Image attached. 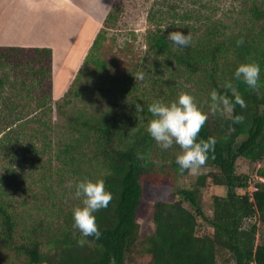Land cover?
<instances>
[{
  "label": "trees",
  "instance_id": "trees-1",
  "mask_svg": "<svg viewBox=\"0 0 264 264\" xmlns=\"http://www.w3.org/2000/svg\"><path fill=\"white\" fill-rule=\"evenodd\" d=\"M242 8L248 24L229 32L220 21L210 17L205 19L204 29L194 25L184 27V22L197 19L199 13L174 12L173 18H178L181 26L178 30L191 34L187 47H174L162 25L148 32L146 42L155 60L152 67L142 70L147 76L154 67L155 76L150 81L159 82L162 89L154 94L146 92V87L143 92L136 91L139 89L136 81L126 89L133 91L126 107L73 117L77 136L61 148V175L56 185L45 188L44 217L32 223L20 218L23 215L12 207L10 194L0 187V264H113L112 258L115 264L133 263L140 239L137 213L143 199L153 202L155 229L142 245L151 264H219L220 259L226 264H264V236H258L260 225L264 226V181L258 180L252 185L253 191L242 192L251 186V179L237 172L240 158L252 163L264 161V0L260 4L247 3ZM112 18L111 11L106 23ZM255 21L262 23L258 33L251 30ZM172 25L175 28V23ZM104 38L100 30L84 61L85 66ZM241 38L244 42L238 46ZM21 49L41 56L40 72L49 76L52 87V49ZM233 57L237 63L233 64ZM221 60H230V66L233 65L229 76L219 79L217 70ZM249 61L260 65L257 90L233 78L237 65ZM202 73L205 75L202 84H209L211 90L226 92L229 98L232 93L222 83L232 79L245 102L244 107L235 104L233 115H242L244 119L235 123L219 114L208 115L198 139H216L204 165L211 171L198 177L193 188H181L176 186V181L187 170L181 171L175 162L179 146L166 150L158 147L146 131L147 121L151 119L147 106L153 100L168 102L176 98V87L169 83L171 79L185 75L191 80ZM164 84H169L170 90L164 91ZM136 103L143 106V112L135 110ZM85 177L102 178L112 199L106 208L94 213L100 237H87L84 246H80L77 244L80 233L73 228L71 215L73 206L80 200L74 195V186L69 187V181L74 185ZM208 181L227 188L226 196L213 197L210 217L199 200L200 191ZM4 183L0 176V186ZM169 191L174 192L175 200H168ZM186 202L192 210L185 206ZM29 218L32 220V215ZM201 219L209 225L208 232H199Z\"/></svg>",
  "mask_w": 264,
  "mask_h": 264
},
{
  "label": "rangeland",
  "instance_id": "rangeland-1",
  "mask_svg": "<svg viewBox=\"0 0 264 264\" xmlns=\"http://www.w3.org/2000/svg\"><path fill=\"white\" fill-rule=\"evenodd\" d=\"M263 0H116L111 11L113 18L106 23V17L100 24L99 30L104 40L95 51L93 59L85 66L84 61L91 52L92 45L83 59L85 41L89 40L90 32L74 35L75 43L64 49L61 59H58L54 86V69L52 68V87L49 86V76L40 72L43 61L40 55L21 48H0V176L5 183L0 187L8 191L9 199H13L20 218L32 223L40 216L44 217L45 188L56 185L61 175V160L59 153L65 143L77 136V128L72 123L73 117L85 113L99 114L104 110L122 109L130 101L128 86L136 82V91L154 94L162 89L159 82L150 81L155 76L154 67L144 80H136L138 70L153 66L155 56L148 49L146 36L157 25H162L166 32L177 31L181 28L178 18L174 19V12L183 13L186 10L197 11L199 17L189 19L183 26H196L201 29L207 17L220 21L226 31L240 29L248 24L247 15L242 14V7L247 3L260 4ZM164 17V19H162ZM153 19V20H151ZM85 20V19H84ZM175 21V22H173ZM175 23V28L173 27ZM183 23V22H182ZM56 29L60 27L55 20H43L37 26L42 29ZM77 26L78 23L73 24ZM179 25V26H178ZM262 23L253 22L252 32L258 33ZM236 26V27H235ZM59 27V28H57ZM91 27V25H90ZM242 28V27H241ZM179 31V30H178ZM51 35V34H50ZM68 40V37L65 36ZM233 64L237 58L233 57ZM232 59V58H231ZM230 59V60H231ZM220 61L217 75L219 79L227 78L231 70L229 61ZM79 74V75H78ZM169 75V71L167 72ZM73 76V78H72ZM78 76V79H76ZM205 76L187 80V76L171 79L174 83L176 97L179 92L192 94L198 105L208 110V94L211 91L209 84H202ZM166 77V76H165ZM167 78V77H166ZM68 89H65L70 82ZM201 83H198V81ZM169 85V84H168ZM164 84V91L170 90ZM136 93V92H135ZM176 99V98H175ZM128 106V105H127ZM212 115L211 112L208 114ZM178 146V145H176ZM264 161L252 163L240 158L237 172L251 179V186L261 177ZM211 171L210 167L202 166L197 172L187 171L176 181V186L193 188L198 177ZM264 177V176H263ZM245 191H253V186ZM57 190L58 187H56ZM227 188L215 186L207 182L199 194V200L205 214L212 216L213 197L226 196ZM168 200H175L173 191H169ZM185 206L192 210L191 204ZM32 215V220L29 218ZM137 220L140 225V239L135 251L136 260L130 264H151L144 251V239L154 232L153 202L143 199ZM256 221L255 219L253 220ZM209 225L200 220L199 232H208ZM264 236V226L260 225L259 235ZM259 239V237H258ZM219 264H226L220 259Z\"/></svg>",
  "mask_w": 264,
  "mask_h": 264
},
{
  "label": "clouds",
  "instance_id": "clouds-1",
  "mask_svg": "<svg viewBox=\"0 0 264 264\" xmlns=\"http://www.w3.org/2000/svg\"><path fill=\"white\" fill-rule=\"evenodd\" d=\"M174 47L183 48L191 43V34H184L181 31H170L166 36ZM243 39L237 41V45L243 44ZM136 80H144L145 72L138 70ZM233 78L242 81L249 88L257 90L260 85V65L255 61L242 62L234 70ZM222 87L232 93L229 98L227 93L218 92L212 89L208 94V110L205 111L197 104L195 97L185 91L178 93L176 99L165 102L157 99L147 106L151 119L147 121L146 131L156 142L159 148L169 149L173 145L179 146L175 162L181 171L197 172L205 165L209 153L214 150L216 139L208 137L199 138L198 134L208 119V114H219L220 116L232 119L235 123L243 121L242 115H233L235 104L245 106L243 98L238 94L232 79H226ZM235 103H234V102ZM137 112H143V106L135 104ZM74 186V195L79 198L80 203L73 206L71 210L72 226L80 233L77 244L84 246L85 238L94 236L99 238L101 232L96 224L95 212L106 208L112 199V193L105 188V181L102 178L95 180L83 178L77 180L74 185L69 181V187ZM115 264L114 258H112Z\"/></svg>",
  "mask_w": 264,
  "mask_h": 264
},
{
  "label": "crops",
  "instance_id": "crops-1",
  "mask_svg": "<svg viewBox=\"0 0 264 264\" xmlns=\"http://www.w3.org/2000/svg\"><path fill=\"white\" fill-rule=\"evenodd\" d=\"M115 2L116 0H0V48L52 49L56 87V68L61 52L70 46V49L73 48V43L77 41L74 35L90 32L79 66L96 38L100 24ZM46 19L55 20L60 29L53 30L56 25L50 30L37 26ZM75 23L78 25L74 26ZM70 83L71 80L65 89H68Z\"/></svg>",
  "mask_w": 264,
  "mask_h": 264
},
{
  "label": "built area",
  "instance_id": "built-area-1",
  "mask_svg": "<svg viewBox=\"0 0 264 264\" xmlns=\"http://www.w3.org/2000/svg\"><path fill=\"white\" fill-rule=\"evenodd\" d=\"M258 179L261 180V181H264V177H259Z\"/></svg>",
  "mask_w": 264,
  "mask_h": 264
}]
</instances>
